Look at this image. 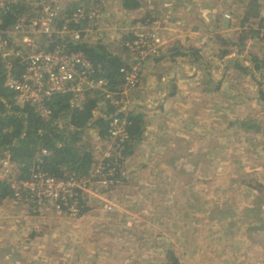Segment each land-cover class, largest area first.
I'll use <instances>...</instances> for the list:
<instances>
[{
  "label": "rangeland",
  "instance_id": "1",
  "mask_svg": "<svg viewBox=\"0 0 264 264\" xmlns=\"http://www.w3.org/2000/svg\"><path fill=\"white\" fill-rule=\"evenodd\" d=\"M56 1L70 6L95 2ZM121 1L97 0L95 6L102 14L95 24L98 32L88 41L126 57L129 54L116 45L115 38L136 20H164L160 27L167 44L163 49L188 52L181 64L187 70L196 69L191 72L193 86L186 102L195 132L203 136L201 143L194 138L199 144L192 154L200 150L204 159L198 154L192 165L175 169L164 161L166 156L160 170L140 168L146 184L130 200L131 215H126L121 194H127L129 178L110 211L116 212L117 207L123 213H116V221L106 225L112 230L99 237L115 246L130 242L133 249L107 250L101 245L95 264H169V250L180 264H264V100L260 96L264 92V0H137L142 6L133 11L135 17L123 13ZM249 30L259 33L239 49V36ZM227 49L231 54L222 57ZM234 59L247 73L234 68ZM65 124L63 119L60 125ZM84 140L94 141L88 131ZM185 196L191 203L188 208L182 201ZM4 208L0 211V264L75 262L72 248L65 245L75 235L65 225L77 219L62 216L67 218L63 222H45V216L32 217L27 212L22 213L26 218L11 219L10 205ZM185 214L188 220L182 217ZM40 222L44 233L37 229Z\"/></svg>",
  "mask_w": 264,
  "mask_h": 264
},
{
  "label": "built area",
  "instance_id": "2",
  "mask_svg": "<svg viewBox=\"0 0 264 264\" xmlns=\"http://www.w3.org/2000/svg\"><path fill=\"white\" fill-rule=\"evenodd\" d=\"M96 3L97 0L70 6L56 0H0L4 87L15 94L18 103L32 108L42 122L62 128L63 119L55 120L49 106L53 98L66 97L70 115L83 109L90 93L99 92L103 99L92 110V120L102 117L109 121L104 138L98 136L96 128L88 127L94 141L86 144L93 160L87 176L61 179L47 173L42 167L50 155L46 149L38 152L26 177L7 155H0V188L8 189L15 204L34 212L53 211L78 219L87 210L91 196L100 199L129 180L125 169L129 141L124 114L127 95L140 83L143 62L159 56L167 44L160 27L164 20H136L123 36L115 38L116 45L132 60L120 68L122 83L113 91L107 79L97 76L87 56L71 48V44L89 43V36L98 32L95 24L102 11ZM5 14L13 15L8 26ZM109 108L114 114L108 116ZM113 205L106 203V211L110 212Z\"/></svg>",
  "mask_w": 264,
  "mask_h": 264
},
{
  "label": "crops",
  "instance_id": "3",
  "mask_svg": "<svg viewBox=\"0 0 264 264\" xmlns=\"http://www.w3.org/2000/svg\"><path fill=\"white\" fill-rule=\"evenodd\" d=\"M139 3L142 6V2L139 1ZM123 13L133 17L136 16V14L132 15L133 11H123ZM171 51L174 50L165 51L163 49L156 58L143 62L144 66L140 83L135 90L130 91L127 95L128 107L125 113L127 114L130 111L133 114L143 115L144 129L143 136L135 144L125 164L126 172L130 180H132V183L131 181V184L129 183L130 186H126L127 194H121L125 198L121 205L125 208L122 211H125L126 213L124 214L126 215H131L128 208L130 200L136 198L141 193L140 188L143 187V183L144 185L146 184V182L141 181L142 174L140 175V173L143 172L141 170L138 172L140 168H145L147 171L152 169L160 170L162 169L160 163L165 161L169 162L171 168L182 169L185 166L192 165L193 157L198 154H202V158L204 159V153L200 150V152L197 151L195 154H192L198 144L202 142L203 136L201 139V137H198L199 133L195 132L193 114L191 111H189L190 113L187 112L188 106L186 102V95H189L188 89L192 90L193 86L191 85L193 81L191 72L195 73L196 69L190 71L187 70L185 65L181 64V60L189 56L188 52L175 50L178 53H172ZM121 57L126 61L132 60L129 55L126 57L121 55ZM176 60L178 61L176 62ZM194 138L198 139V142H201L198 143ZM175 150H178L180 154L174 155ZM166 156L168 158L164 160ZM151 160H154V162ZM146 161L151 164L149 168L144 166ZM164 166L169 168L166 163ZM228 190L230 189L228 188ZM120 191L121 189H118L109 194L105 193L102 197L99 196L101 201L97 200L99 199L98 197L91 196L85 213L77 220H70L71 225H65V229H68L67 231L72 230V233L75 235V239L65 242V245L72 248L75 262L79 263H75L70 259L64 262L67 264H85V262L95 264L94 259L97 257V249L101 245H104V249L107 250L109 247L112 250L113 248L124 249L125 251L133 249L130 242L123 241L124 243L122 242L121 245L115 246L114 242L109 243V239L106 240V237L102 239L103 242L100 241L101 237H99L104 233H108V230L109 232L112 230V228L106 225L116 221L115 214L123 213L122 211H118L117 207V210L115 209L116 212L111 213L106 211V203L112 202L115 204ZM177 199L178 197H175L174 201L177 202ZM188 199L186 196L182 198L185 208L191 206ZM4 205H10L11 219L23 218L25 216L22 214L23 212H27L28 216L32 217L38 215L45 216L43 218L45 222H51L52 220L58 222L57 219H59V222H63V220L67 219L53 211L34 212L27 206L21 205L22 207H20V205H14L10 197L2 201L0 211H5ZM48 213L51 214L49 215ZM182 217L188 220L187 214L182 215ZM127 224L130 225L129 220ZM40 225L37 229L44 233L46 229L42 226V223ZM135 247L139 249L140 245L136 244ZM16 262L18 260L14 261L15 264ZM32 262L34 263L35 260L32 259ZM25 264H27L26 261Z\"/></svg>",
  "mask_w": 264,
  "mask_h": 264
},
{
  "label": "trees",
  "instance_id": "4",
  "mask_svg": "<svg viewBox=\"0 0 264 264\" xmlns=\"http://www.w3.org/2000/svg\"><path fill=\"white\" fill-rule=\"evenodd\" d=\"M121 3L124 11H135L141 6L137 0H122ZM12 18V14H5V26L12 23ZM258 33V31L252 30L243 32L239 36V49L245 46L246 40ZM225 43L230 44L228 41ZM71 48L85 54L94 65L97 76L107 79L113 91L118 90L122 83L119 70L127 64V61L120 54L116 53L115 50H110L108 46L98 43L71 44ZM230 54V50L227 49L222 53V57ZM197 59L198 57H196ZM234 60L236 61L233 64L234 68L242 74L247 73V68L240 64L237 59ZM253 61L255 69L259 71L260 65L257 58H254ZM4 72L0 57V155H7L10 161L17 166L21 176L26 177L38 152L46 149L50 155L44 159L42 167L47 173L61 179L70 176H87L93 161L86 146L87 142L84 140L88 127L96 128L100 138H104L108 130V119L97 117L92 120V110L103 99L102 95L99 92L90 93L83 109L70 115H68V99L63 96L53 98L49 106L52 109L54 119H69L65 126L60 128L56 123L42 122L34 115L32 108L19 104L15 94L4 87ZM260 96L264 100V92H261ZM112 114H114V110L109 108L107 115ZM124 114L128 122L129 133V141L125 151L127 160L135 144L143 136L144 117L130 111ZM258 129L260 128L258 127ZM9 197L8 189L0 188V201ZM174 255L172 250L167 251L166 258L169 264H180Z\"/></svg>",
  "mask_w": 264,
  "mask_h": 264
}]
</instances>
